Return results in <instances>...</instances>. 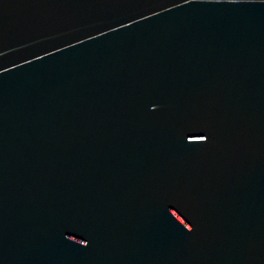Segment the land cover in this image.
Here are the masks:
<instances>
[{
	"label": "water",
	"instance_id": "95a60500",
	"mask_svg": "<svg viewBox=\"0 0 264 264\" xmlns=\"http://www.w3.org/2000/svg\"><path fill=\"white\" fill-rule=\"evenodd\" d=\"M0 264H264V0H0Z\"/></svg>",
	"mask_w": 264,
	"mask_h": 264
}]
</instances>
